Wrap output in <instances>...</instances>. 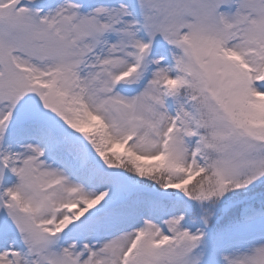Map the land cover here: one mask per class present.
Masks as SVG:
<instances>
[{
    "label": "snow or ice",
    "instance_id": "snow-or-ice-1",
    "mask_svg": "<svg viewBox=\"0 0 264 264\" xmlns=\"http://www.w3.org/2000/svg\"><path fill=\"white\" fill-rule=\"evenodd\" d=\"M0 264H264V0H0Z\"/></svg>",
    "mask_w": 264,
    "mask_h": 264
}]
</instances>
